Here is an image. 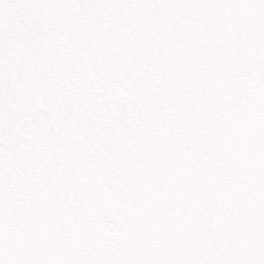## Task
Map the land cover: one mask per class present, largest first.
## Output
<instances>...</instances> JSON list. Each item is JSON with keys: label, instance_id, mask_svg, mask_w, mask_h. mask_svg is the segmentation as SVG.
<instances>
[{"label": "snow or ice", "instance_id": "6c2138e0", "mask_svg": "<svg viewBox=\"0 0 264 264\" xmlns=\"http://www.w3.org/2000/svg\"><path fill=\"white\" fill-rule=\"evenodd\" d=\"M0 264H264V0H0Z\"/></svg>", "mask_w": 264, "mask_h": 264}]
</instances>
